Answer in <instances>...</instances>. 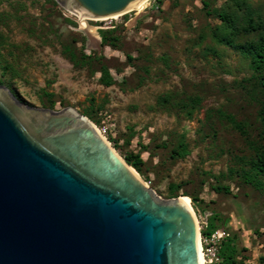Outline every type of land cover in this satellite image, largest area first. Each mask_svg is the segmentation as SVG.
<instances>
[{"label": "rangeland", "instance_id": "obj_1", "mask_svg": "<svg viewBox=\"0 0 264 264\" xmlns=\"http://www.w3.org/2000/svg\"><path fill=\"white\" fill-rule=\"evenodd\" d=\"M235 1L148 0L141 12L84 19L90 41L98 37L93 46L56 0H0V84L27 105L87 117L122 158L140 155L137 174L157 196L172 198L171 184L186 194L199 231L216 217L215 231L233 240L240 264H264V178L255 187L239 175L253 154L249 142L264 143V85L236 49L198 43ZM245 1L264 15V0ZM99 29H114L117 39L103 44ZM81 42L89 59H81ZM180 135L188 153L172 159ZM223 185L229 193L216 189Z\"/></svg>", "mask_w": 264, "mask_h": 264}, {"label": "water", "instance_id": "obj_2", "mask_svg": "<svg viewBox=\"0 0 264 264\" xmlns=\"http://www.w3.org/2000/svg\"><path fill=\"white\" fill-rule=\"evenodd\" d=\"M138 1L56 0L91 18ZM132 169L84 115L0 84V264H199L180 195L161 199Z\"/></svg>", "mask_w": 264, "mask_h": 264}, {"label": "trees", "instance_id": "obj_3", "mask_svg": "<svg viewBox=\"0 0 264 264\" xmlns=\"http://www.w3.org/2000/svg\"><path fill=\"white\" fill-rule=\"evenodd\" d=\"M203 5L207 6V2L203 1ZM218 23L209 27L205 33L198 35V43L200 44L206 38H210L216 44L224 45L236 49L242 56L248 60V65L255 73H257L262 85H264V15L260 14L255 8H253L247 1H235L232 7L219 10L216 13ZM101 35V41L103 44L110 43L117 39V35H114V29H99ZM256 33L255 38L239 41L238 36L240 34ZM84 43H80V56L81 59H89L91 56L82 52L84 49ZM63 53L67 58L75 62L73 53L68 47H63ZM130 58L129 55H127ZM7 70L5 64L1 61L0 53V72ZM102 75L101 81L110 84L112 79L108 73L107 68H101ZM1 83V80H0ZM48 95V94H47ZM264 123V119H263ZM236 127L242 131L239 123H236ZM264 131V128H263ZM116 147L115 145H113ZM249 146L252 149L253 154L248 161L247 169H241L239 175L244 182L258 187L260 182L259 178H264V143L254 144L249 142ZM188 153V144L184 135L178 137L174 146L170 149V157L172 159L183 158ZM126 163L141 172V166L143 160L138 153H124L123 155ZM177 185L171 184L169 187V196L176 197L179 195H186L185 193L177 194ZM225 193H229V187L226 185L216 188ZM196 199L192 198V201ZM216 217L211 216L207 219L205 227L200 231L202 235L208 236L217 229L215 224ZM219 255L222 258L221 264H240L237 259V250L233 240L230 237H224L219 246Z\"/></svg>", "mask_w": 264, "mask_h": 264}, {"label": "bare ground", "instance_id": "obj_4", "mask_svg": "<svg viewBox=\"0 0 264 264\" xmlns=\"http://www.w3.org/2000/svg\"><path fill=\"white\" fill-rule=\"evenodd\" d=\"M147 2H148V0H139V1L136 2L135 4L129 6V7L126 9V11H125L124 13H126V12H128V11H131V10H138V12H141L142 9L146 6ZM72 13H74V12H72ZM74 14L78 16L81 25L86 27L87 31L89 32L88 35H89L92 39H95V38H93V34H92L93 30H92L90 27L86 26V24L84 23V19H101V18H91V17H87V16H84V15H79V14H77V13H74ZM120 14H123V13H120ZM120 14H114V15L109 16V17H115V15H120ZM102 18H107V17H102ZM91 124H92V126L94 127V129H95L98 133H100V135L103 136V134H102V133H101V132L95 127V125H94L92 122H91ZM103 137H104V136H103ZM105 139H106V138H105ZM106 140H107V139H106ZM132 171H133L137 176H139L135 170L132 169ZM139 177H140V176H139ZM140 178H141V177H140ZM145 184H146V183H145ZM146 185H147V184H146ZM180 200H181V201L183 202V204H184V205H185V206L191 211V213H192V215H193V217H194L195 224H196V228H197L196 240H197V250H198V256H199V264H205V262H204V257H203L202 251H201V246H200V234H199V227H198L197 218H196L195 213H194V211H193V209H192V207H191V205H190V202H189L188 197H187L186 195H180Z\"/></svg>", "mask_w": 264, "mask_h": 264}, {"label": "built area", "instance_id": "obj_5", "mask_svg": "<svg viewBox=\"0 0 264 264\" xmlns=\"http://www.w3.org/2000/svg\"><path fill=\"white\" fill-rule=\"evenodd\" d=\"M199 234L205 264H221L222 258L219 255V246L221 240L226 236L225 232L217 230L205 236L199 231Z\"/></svg>", "mask_w": 264, "mask_h": 264}, {"label": "crops", "instance_id": "obj_6", "mask_svg": "<svg viewBox=\"0 0 264 264\" xmlns=\"http://www.w3.org/2000/svg\"><path fill=\"white\" fill-rule=\"evenodd\" d=\"M87 37H88V39H89V40H88V44H89V45H93V46H94V45H97V43H98V42H97V41H98V37H97L96 40H94V42L90 41V37L88 36V33H87Z\"/></svg>", "mask_w": 264, "mask_h": 264}]
</instances>
